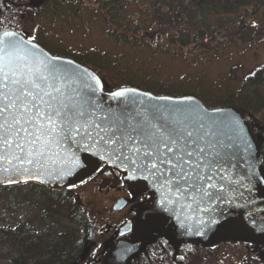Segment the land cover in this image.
<instances>
[{"label":"snow or ice","instance_id":"snow-or-ice-1","mask_svg":"<svg viewBox=\"0 0 264 264\" xmlns=\"http://www.w3.org/2000/svg\"><path fill=\"white\" fill-rule=\"evenodd\" d=\"M103 93L96 75L49 54L37 37L11 30L10 24L0 28V183L39 180L52 175L50 167L57 180H66L85 166L76 153L87 152L105 167L121 169L127 179L147 182L166 211L181 204L209 212L230 182L237 140L244 141L245 151L251 148L239 118L183 102L140 101L129 108L128 98L141 95L135 89L112 91L110 98L124 106L105 109ZM92 166L103 173L99 163Z\"/></svg>","mask_w":264,"mask_h":264},{"label":"rangeland","instance_id":"rangeland-1","mask_svg":"<svg viewBox=\"0 0 264 264\" xmlns=\"http://www.w3.org/2000/svg\"><path fill=\"white\" fill-rule=\"evenodd\" d=\"M124 1L128 6L127 11L137 17L129 24L135 26L138 22L142 25L140 34L143 36H136L134 40L128 37L118 39L111 31L114 28L105 24L101 16L85 2L80 3L81 10L77 16L66 13L51 17L50 14L46 16L38 12L43 0H12L8 22L13 30L25 36H35L49 48L59 47L69 52L88 51L100 56L101 61L108 64V70L101 71L100 75L113 88L122 86L126 79L144 80L149 85L174 83L190 87L203 99L209 100L223 95L229 89L236 92L249 71L257 67L264 69L263 26L256 27L253 38L246 43L235 42L221 34L216 46H213L216 43L202 42L204 48H196L194 45L180 47L165 38V27L157 25L151 20L152 17L147 16L148 0ZM1 12L3 16L0 22L7 24L8 17L4 16L8 12ZM117 31L120 32V29H116L119 34ZM258 89L264 97V84ZM254 90L252 87L248 91ZM249 122L252 126L251 134L255 138L259 127L264 126V110L251 116ZM256 141H259L258 137ZM99 175L96 174L91 180L84 179L83 184L74 182L77 187L71 188L80 209L90 217L93 213L99 217L98 214L104 210V202L101 201L110 198L109 193L94 192ZM21 194L15 192L13 196L19 198ZM27 194L32 195L30 202L21 201L20 206H15V216L32 220L34 226L50 225L52 220L40 222L36 217L38 208L34 194ZM6 205L7 201L0 199L2 221L3 217L12 214ZM61 223L66 224V221L62 220ZM0 225H3L1 221ZM89 233L82 256L75 264H97L101 258L102 249L97 242L101 234L90 236ZM202 249L203 260L199 259V264H264V237L249 238L232 222L209 235Z\"/></svg>","mask_w":264,"mask_h":264},{"label":"trees","instance_id":"trees-1","mask_svg":"<svg viewBox=\"0 0 264 264\" xmlns=\"http://www.w3.org/2000/svg\"><path fill=\"white\" fill-rule=\"evenodd\" d=\"M85 2L98 13L105 24L114 28L113 35L118 39L143 36L138 22L135 26L130 21L136 20L135 15L127 11L124 0H43L38 12L51 17L70 14L77 16L81 10L80 3ZM148 17L161 27H165V38L171 39L180 47L190 45L204 48L201 43H219V38L227 36L235 42L246 43L253 38L256 27H264V0H148ZM255 24L256 27L252 25ZM120 29L119 34L116 29ZM38 44L52 55L69 58L93 71L102 81L107 92L118 88L132 87L152 93L156 96L182 97L192 96L204 103L207 108H233L245 119L252 129L249 119L264 110V97L259 93L264 84V69L257 67L249 71L243 78L236 92L227 90L223 95L203 99L190 87L182 84H147L138 79L123 80L120 87L108 86L101 71L108 70V64L101 57L88 51H66L65 49L49 48L42 41ZM255 73V75H252ZM245 77H249L245 79ZM255 90L249 92L250 88ZM255 142L264 172V126L259 127ZM252 133V132H251ZM258 137L259 141H256ZM260 142V143H259ZM17 192L21 196L14 197ZM33 193L40 222L52 220L45 227L33 225L30 219H18L15 206L21 201L30 202ZM0 195L7 201L11 215L3 217L0 225V264H75L78 263L88 239V220L86 213L80 209L75 195L66 187H51L34 182L18 183L9 186L0 185ZM4 207V206H3ZM1 216V210H0ZM36 219V218H35ZM62 220L66 224L61 223Z\"/></svg>","mask_w":264,"mask_h":264},{"label":"flooded vegetation","instance_id":"flooded-vegetation-1","mask_svg":"<svg viewBox=\"0 0 264 264\" xmlns=\"http://www.w3.org/2000/svg\"><path fill=\"white\" fill-rule=\"evenodd\" d=\"M11 3L12 0H0V17L3 16L1 10L8 12L4 16L8 17L7 22ZM8 25L9 22H0V28ZM92 162L99 163L103 173L94 172ZM96 174L100 175L94 192L109 193L110 196L101 201L104 210L99 217L94 213L90 217L86 213L89 235L101 234L97 242L102 255L97 264H199L198 260H203L201 250L209 236L204 241L178 238L171 219L154 212V194L146 186L138 190L135 185L142 183L126 180L125 173L86 159L83 169L69 183H80L86 178L91 180ZM69 183L53 187H66L72 191Z\"/></svg>","mask_w":264,"mask_h":264},{"label":"water","instance_id":"water-1","mask_svg":"<svg viewBox=\"0 0 264 264\" xmlns=\"http://www.w3.org/2000/svg\"><path fill=\"white\" fill-rule=\"evenodd\" d=\"M60 58L71 60L66 57ZM73 64L79 66L82 69H86L88 72L96 75L93 71L75 61H73ZM124 89H135L137 93L141 94L128 98L126 103L129 108L139 107L140 101H144V103L146 104L183 102L181 106H188L190 103L192 106H199L209 113H231L235 114V116L239 118L240 124L243 128V137L247 141V144L251 145V148L248 151H245L246 145L244 141L237 140V144L239 145V147L233 149V158L231 160V166L229 167L227 173L230 178V182L226 184L225 191L220 194L222 198L214 201L212 209L209 212L202 213L193 211L188 207H182L181 204H177L172 211H166L159 206V193L155 192L151 187H149L147 185V182L143 180H129L127 179L126 173L125 179L130 182L138 181L144 184L149 189V191L154 194V212L162 214L171 219L177 237L180 239L204 241L212 232L216 231L229 222L236 224L238 228L241 229L249 238L264 237V172L258 155L259 152L257 144L250 132V129L244 117L233 108H207L199 99L192 96H156L152 93L132 87L118 88L113 91ZM111 92L112 91L107 92L104 90V93L101 96L103 106L105 109L111 107L112 109L119 111L124 106L125 102L112 100L110 98ZM148 97H152L154 99L149 101ZM160 98H166V100H161ZM133 101H135V105L133 104ZM57 151L62 150L58 149ZM76 155L84 164L86 159L99 162L98 160H96V158L92 157L87 152H78L76 153ZM82 169L83 167L79 169L75 175L66 180H57L55 174L56 168L50 167L49 171L52 172V175H48V173H45L39 178V180H46L47 183H40L37 179H31L29 180V182H34L45 186H61L72 181ZM113 169L123 172L121 169ZM2 179H4V176L0 175V180ZM17 179L21 181L19 183H23L22 181L25 179V177H19ZM0 185L9 186L14 184L0 183ZM200 219H203L205 221L204 225L200 224ZM209 220L213 222L208 223ZM181 224H183L184 227H181Z\"/></svg>","mask_w":264,"mask_h":264}]
</instances>
